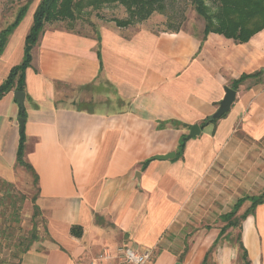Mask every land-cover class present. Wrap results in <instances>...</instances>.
<instances>
[{"label": "crops", "instance_id": "1", "mask_svg": "<svg viewBox=\"0 0 264 264\" xmlns=\"http://www.w3.org/2000/svg\"><path fill=\"white\" fill-rule=\"evenodd\" d=\"M40 1L0 52V86L23 61ZM2 16L0 32L15 20L4 26ZM57 23L32 50L23 130L16 90L0 99V195L37 187L31 236L39 234L9 262L107 264L105 249L130 245L153 249L151 264H245L240 235L249 264H264V203L240 227L225 231L222 218L264 192V74L211 120L225 86L264 69V28L242 42L204 27L102 22L81 32ZM195 124L201 131L190 136ZM22 131L33 171L17 161Z\"/></svg>", "mask_w": 264, "mask_h": 264}, {"label": "trees", "instance_id": "2", "mask_svg": "<svg viewBox=\"0 0 264 264\" xmlns=\"http://www.w3.org/2000/svg\"><path fill=\"white\" fill-rule=\"evenodd\" d=\"M33 1L34 0H28L23 6H21L17 12L15 20L0 32V52L3 51L8 36L21 22ZM165 1L166 0H41L34 14V23L26 38L23 61L21 64L14 66L11 69L8 78L0 86V99L12 90L25 92L26 70L31 65L32 50L38 43L47 23L64 20L73 21L77 19L79 14L88 8L101 9L107 5L121 4L126 7L129 15L126 19H115V23L118 27H128L135 21L147 19L155 11L162 12L164 10ZM213 1L217 5L216 11H212L207 0H192L196 12L205 19V35L215 32L223 34L229 38L246 42L254 34L264 28V0ZM69 28L73 29L72 26ZM263 74L264 70L249 75H243L234 81L233 89H237L246 79L258 78ZM20 113L21 117L25 118V109L21 110ZM207 121H210V119H207ZM188 139V135L182 136L179 145V155L184 150ZM25 140L26 137L24 131H22L17 153V161L19 164L33 171L32 166L24 160ZM247 200L251 201L250 207H248L244 213L238 215V211ZM262 203H264V192L259 195L245 196L241 198L234 205L231 212L222 216L224 221L227 222L224 230L226 231L230 227H240L241 222L249 214L253 213L255 208ZM72 232L76 235H80L81 229L74 227ZM37 234L38 233L35 229L32 233L31 241L37 239V236H35ZM238 241L242 248V257L245 260V264H249L247 261V251L241 242L240 235Z\"/></svg>", "mask_w": 264, "mask_h": 264}, {"label": "rangeland", "instance_id": "3", "mask_svg": "<svg viewBox=\"0 0 264 264\" xmlns=\"http://www.w3.org/2000/svg\"><path fill=\"white\" fill-rule=\"evenodd\" d=\"M27 1L0 0V14L3 15L2 25L5 26L12 21L19 8ZM38 1L40 0H34L33 2ZM207 2L212 11H216V3L213 0H207ZM128 15L124 5L111 4L101 9L88 8L79 14L76 20L57 21L60 22L57 24L65 27L72 26L73 29L81 32L84 30L96 31L97 24L102 22L115 23V19H126ZM132 25L134 27L146 26L157 32L182 28L202 31L203 27L205 28V19L196 12L192 0H166L162 12L155 11L147 19L135 21ZM36 190L37 187L34 184L31 187L25 185L21 188L10 186L8 191L6 190L0 195V264H11L8 259L14 253L23 250L31 239L33 226L32 197L35 195ZM244 208L245 205L241 208L239 214L243 212Z\"/></svg>", "mask_w": 264, "mask_h": 264}, {"label": "water", "instance_id": "4", "mask_svg": "<svg viewBox=\"0 0 264 264\" xmlns=\"http://www.w3.org/2000/svg\"><path fill=\"white\" fill-rule=\"evenodd\" d=\"M264 70V69H263ZM15 98L18 100L21 110L24 109V103L26 99V93L24 91H18L16 90L14 92ZM237 91L229 86H225V96L224 98L220 101L219 107L215 111V113L211 116V120L219 119L221 118L224 114H226L232 104L234 103L236 99ZM19 123H20V128L21 130L24 129L25 125V119L23 117L19 118ZM201 131V128L198 124H195L192 126L191 131H190V136L197 135ZM175 157V153L171 152L168 154L164 155H158L156 156L157 159H169Z\"/></svg>", "mask_w": 264, "mask_h": 264}, {"label": "built area", "instance_id": "5", "mask_svg": "<svg viewBox=\"0 0 264 264\" xmlns=\"http://www.w3.org/2000/svg\"><path fill=\"white\" fill-rule=\"evenodd\" d=\"M107 264H151L154 250L151 248L140 250L130 245L121 246L115 255L105 249L100 256Z\"/></svg>", "mask_w": 264, "mask_h": 264}]
</instances>
